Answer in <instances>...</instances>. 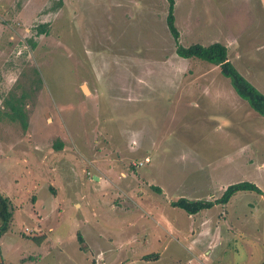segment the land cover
<instances>
[{
	"label": "rangeland",
	"instance_id": "obj_1",
	"mask_svg": "<svg viewBox=\"0 0 264 264\" xmlns=\"http://www.w3.org/2000/svg\"><path fill=\"white\" fill-rule=\"evenodd\" d=\"M167 5L0 0V193L13 212L0 264H264V117L218 66L176 55ZM174 16L181 45L224 44L264 93V0H174ZM243 180L262 194L195 215L170 205Z\"/></svg>",
	"mask_w": 264,
	"mask_h": 264
},
{
	"label": "trees",
	"instance_id": "obj_2",
	"mask_svg": "<svg viewBox=\"0 0 264 264\" xmlns=\"http://www.w3.org/2000/svg\"><path fill=\"white\" fill-rule=\"evenodd\" d=\"M167 14L166 25L168 31L175 43V53L181 58H198L208 63H211L219 67L220 73L229 79V82L235 91V93L243 100L247 102L249 107L264 117V93H262L255 85H253L246 77H244L234 66V64L228 58L227 47L220 42H212L207 45L200 43H192L188 46L181 45L178 42L179 32L175 25L174 16V0H167ZM36 34H47L48 24L40 23L35 28ZM13 108V107H12ZM9 117L14 119L11 114ZM22 124L26 125L24 119ZM57 149H61L62 146L56 145ZM157 192H160L158 188H153ZM239 191H250L257 194H262V190L253 182L243 180L228 184L221 195L214 199H190L186 197H179L176 200L170 202V205L183 210L188 215H195L202 210L212 208L214 205H225L230 198ZM12 207L9 198L0 193V231L10 222L12 218ZM44 236L41 238L33 237L36 242H41ZM79 243L83 242V238L78 234ZM156 256V255H154ZM152 255H145L144 259H149Z\"/></svg>",
	"mask_w": 264,
	"mask_h": 264
},
{
	"label": "built area",
	"instance_id": "obj_3",
	"mask_svg": "<svg viewBox=\"0 0 264 264\" xmlns=\"http://www.w3.org/2000/svg\"><path fill=\"white\" fill-rule=\"evenodd\" d=\"M147 162H149V157H145L144 162L139 161L137 163H138V165H142V163H147ZM138 165H136V166H138Z\"/></svg>",
	"mask_w": 264,
	"mask_h": 264
},
{
	"label": "water",
	"instance_id": "obj_4",
	"mask_svg": "<svg viewBox=\"0 0 264 264\" xmlns=\"http://www.w3.org/2000/svg\"><path fill=\"white\" fill-rule=\"evenodd\" d=\"M83 87H84V86H83ZM84 89H85V87H84ZM0 262H2L1 255H0Z\"/></svg>",
	"mask_w": 264,
	"mask_h": 264
}]
</instances>
